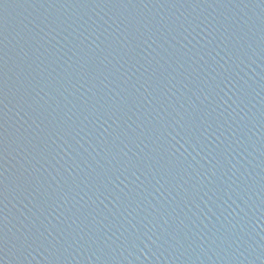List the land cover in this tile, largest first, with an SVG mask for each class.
Here are the masks:
<instances>
[{
    "label": "water",
    "instance_id": "95a60500",
    "mask_svg": "<svg viewBox=\"0 0 264 264\" xmlns=\"http://www.w3.org/2000/svg\"><path fill=\"white\" fill-rule=\"evenodd\" d=\"M0 264H264V0H0Z\"/></svg>",
    "mask_w": 264,
    "mask_h": 264
}]
</instances>
